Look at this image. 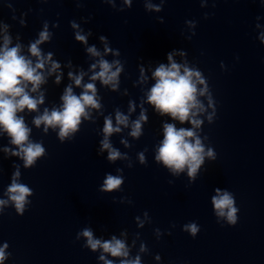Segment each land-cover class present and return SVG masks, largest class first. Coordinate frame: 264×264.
<instances>
[{
  "label": "clouds",
  "instance_id": "obj_1",
  "mask_svg": "<svg viewBox=\"0 0 264 264\" xmlns=\"http://www.w3.org/2000/svg\"><path fill=\"white\" fill-rule=\"evenodd\" d=\"M126 2L130 3V0H126ZM48 38L47 31L41 32L39 40L30 45L29 52L37 58L35 64L31 59L20 54L19 45L9 48L10 39L7 36L3 48L0 49V129L7 133L11 144L17 148V150L11 151V155L21 157L26 168L33 166L37 158L44 155L45 149L41 143H34L29 140L31 129L25 124L24 117L18 115V113H23L25 109L29 112L36 111L38 105L44 103L43 94L34 97L30 95V92H36L39 86L45 82L42 70L45 64L51 60V54L49 53L46 58L43 57L38 45ZM76 39L86 42V38L79 34H77ZM88 52L93 56L100 55L95 47L88 48ZM167 59L168 65L160 64L152 74L156 82L148 92V102L155 107L160 115L170 114L173 119H178L181 123L190 121L195 127H199L201 121L192 119L196 115L192 110H203L202 105L197 100V83H204L201 74L199 71L187 67H184L181 71L182 66L173 61L171 53L167 55ZM112 67V64L101 59L99 61L100 71L92 76V80L99 79L103 84H112L115 88L114 82L117 80L121 68L117 67L115 71H112ZM58 68L59 64L53 62L50 73L55 72ZM92 68L95 69L96 65H92ZM69 76L74 79L77 86L81 85L82 74L73 77L69 73ZM59 79L58 76L57 83H59ZM29 84L31 85L30 90L28 89ZM83 87L84 91L79 96L73 93L71 86L67 87L61 97L63 101L61 108H54L51 111L45 109L43 114L33 119V123L37 127L43 124L45 131L48 127L58 126L61 140L69 136L70 133L75 132L80 124L81 116L87 118L86 107H99V103L95 99L96 89L94 84L88 83ZM199 94L203 95L204 90H201ZM130 110L132 109L130 108ZM145 120L146 117L141 113L140 118L133 123L131 131L133 137H138L141 134V121ZM116 124L127 126L128 117L117 112ZM120 130V127L113 126L110 117L105 118L104 140L101 141V144L102 150H108L107 158L111 161L119 158L120 153L111 147L108 137ZM163 136L156 160L162 161L165 166L177 173L187 167L189 176L194 177L204 161V147L201 141L194 139L195 134L192 130L183 127L177 128L172 123L163 125ZM4 151L9 152L10 149L5 148ZM207 155L214 158L211 149H209ZM141 161H143V156H141ZM18 176L19 172L17 171L7 191L9 199L15 204L16 211L22 215L27 203L26 197L31 195L32 190L25 184L17 183L16 178ZM122 182L121 177L109 174L104 180L102 191L110 192L118 189ZM216 192L217 195L212 197L216 214L220 217L226 216L229 224L235 225L238 209L234 207L233 196L227 191L221 194L220 189H216ZM4 204H6V201L0 200V207ZM186 229L193 236L199 230L195 224L187 225ZM82 235L87 238L88 246L93 250L101 248L113 257H126L128 255L125 244L115 237L110 241L101 242V240L93 238L89 229H85ZM7 246L5 244L4 248H0V264L6 258L4 249ZM100 259L104 260V256L102 255ZM106 264H112V262L106 261ZM122 264H139V259L137 258L132 262L125 261Z\"/></svg>",
  "mask_w": 264,
  "mask_h": 264
}]
</instances>
